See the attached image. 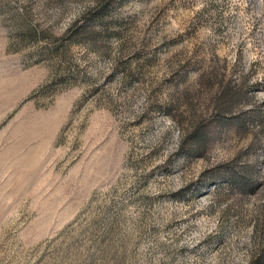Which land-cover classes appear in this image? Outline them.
Masks as SVG:
<instances>
[{
  "label": "rangeland",
  "instance_id": "rangeland-1",
  "mask_svg": "<svg viewBox=\"0 0 264 264\" xmlns=\"http://www.w3.org/2000/svg\"><path fill=\"white\" fill-rule=\"evenodd\" d=\"M0 264H264V0H0Z\"/></svg>",
  "mask_w": 264,
  "mask_h": 264
}]
</instances>
